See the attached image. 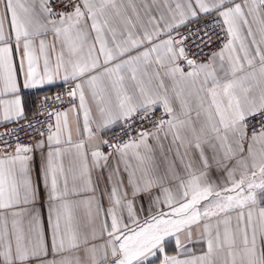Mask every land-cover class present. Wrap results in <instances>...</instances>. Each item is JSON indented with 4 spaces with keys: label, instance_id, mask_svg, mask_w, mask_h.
<instances>
[{
    "label": "snow or ice",
    "instance_id": "obj_1",
    "mask_svg": "<svg viewBox=\"0 0 264 264\" xmlns=\"http://www.w3.org/2000/svg\"><path fill=\"white\" fill-rule=\"evenodd\" d=\"M2 2L0 122L26 118L22 89L62 79L86 139L53 110L54 124L27 125L41 139L0 148V264H264V0H67L71 11ZM217 29L225 40L202 59ZM118 123L127 140L99 137ZM161 133L174 152L163 170ZM37 150L50 241L35 207ZM97 169L110 191L94 183Z\"/></svg>",
    "mask_w": 264,
    "mask_h": 264
},
{
    "label": "crops",
    "instance_id": "obj_2",
    "mask_svg": "<svg viewBox=\"0 0 264 264\" xmlns=\"http://www.w3.org/2000/svg\"><path fill=\"white\" fill-rule=\"evenodd\" d=\"M3 10H4V4H3L2 0H0V14L3 13ZM67 11H71V9H69ZM47 39L49 40V42H51V35H49L47 37ZM206 58H203V59H206ZM67 85L68 84L64 83V81L62 79H59V80L55 81L53 84L44 85L43 87H41L39 89H22V99H23L24 105H25V116H28V114H31L35 110L34 104H35L37 98H39L41 94H43L47 91H52L53 89H56V88H66ZM21 86H22V81H21ZM73 104H75L76 108L78 109L79 108V99L76 98L75 101H73L71 104L67 105V108L62 110V111H68V120H69V125L71 127L72 139L78 140L80 138H85L83 136L84 118H83V113H79V115L77 117V114L70 110V109H72ZM90 106L92 107L91 119L96 121V120H98V116L95 112V108L93 105H90ZM8 122H10V121H8ZM8 122H0V126H2V124L8 123ZM77 122L79 123V135L77 133ZM116 126L117 127L120 126V123L115 124L112 127L104 129L103 131L99 132L98 133L99 137L101 139H103L104 132L106 133L107 130L113 129ZM92 127L95 129L96 124L93 123ZM39 139H41V138H38L36 140H39ZM170 141H171V137H169L167 140H165L163 137V133H161V143L163 144V152H161V150L158 146H157V150H156V156H157L158 162H160V164H161V170H163V168L165 166L164 160H163L164 155H168L169 159H171V156L174 154V152L168 153V151H167L169 146H170ZM149 142L155 144V142H153V141H149ZM102 150L106 154L111 151V149H109V148L105 149V147ZM44 151L46 153L47 149H45ZM33 156H34V159L32 162L33 186L39 189V195H38V198L35 202V207L39 210L43 229L45 230V233H46V235L50 241L51 230L49 227V207H48L49 201H48L47 191L45 189L43 179H42V175H41V171H40L41 170V163H42L40 151L39 150L35 151ZM118 159L119 158L115 155L110 159L109 165L111 168H115L117 166ZM120 167L122 170L123 165H120ZM108 175H109L108 170H104L102 177L100 176V170L99 169L95 170L93 173L94 183L98 181L100 193H105L106 191L111 190V185L108 183ZM211 175H212V179L215 181L223 182V180L226 179V177L222 176L220 172H217L215 170V167L213 168ZM141 202H143L144 207L146 209L148 207L146 199H144L143 201H140V200L137 201V205H136L137 209L140 208ZM103 204H104L105 208L108 207L107 195L103 196ZM27 207H31V205H29ZM124 215H125V218H127L126 212ZM100 219H101V222H103V219H104L103 216H101ZM141 219H143V215H141ZM108 223L110 224V220L108 221ZM98 235H99V233H98ZM96 242L102 243L103 241L97 240ZM188 247L192 248L193 253L196 255L202 254V250H206L205 246L202 243H192V244H189ZM167 252L169 255L176 254V248H175L174 240H169L168 245H167ZM151 259L153 261V264H159V260L157 258L153 257Z\"/></svg>",
    "mask_w": 264,
    "mask_h": 264
},
{
    "label": "built area",
    "instance_id": "obj_3",
    "mask_svg": "<svg viewBox=\"0 0 264 264\" xmlns=\"http://www.w3.org/2000/svg\"><path fill=\"white\" fill-rule=\"evenodd\" d=\"M67 0H53V7L56 11H67L70 8L66 7ZM218 39L214 40L212 47L205 48L204 53L202 54V59L206 58L213 51L219 49L222 46V43L225 40L224 33L217 29ZM71 85H67L66 88H56L52 91H47L40 95L37 98L34 108L35 110L25 116V119H21L17 121H10L8 123L2 124L0 126V139L8 140V142L12 145V148H4L2 144H0V148L3 149L4 152H9L14 150L15 143L17 138L21 144L31 145L34 144L36 139L41 138L39 134L36 132V129H28L27 125L29 123H33L36 125V128L43 129L46 128L49 122L55 123L54 118L48 117L47 113L49 111H62L67 108V105L71 104L73 98L67 95V92L70 90ZM45 97H47V101L45 102ZM56 97H60V100H57ZM41 109H43V114H41ZM162 114V109H158L155 112V116L159 117ZM141 127L151 129V124L149 123H141L137 122L135 130H139ZM123 124L120 123V126H116L113 129L107 130V132L103 134L102 140H108L110 142H116L120 140H127L128 137L122 132ZM4 133H10L9 135H3ZM105 149H108L105 147ZM0 154H3L0 152Z\"/></svg>",
    "mask_w": 264,
    "mask_h": 264
}]
</instances>
